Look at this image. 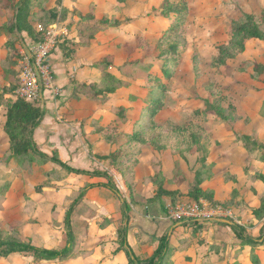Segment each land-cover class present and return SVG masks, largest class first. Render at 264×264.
<instances>
[{
    "label": "rangeland",
    "instance_id": "rangeland-1",
    "mask_svg": "<svg viewBox=\"0 0 264 264\" xmlns=\"http://www.w3.org/2000/svg\"><path fill=\"white\" fill-rule=\"evenodd\" d=\"M20 1L0 0V26L15 23ZM263 10L264 0H33L29 22L41 32L39 38L56 26L61 43H80L84 57L92 60L87 66L112 64L113 72L128 84L105 101L91 88L78 91L79 103L67 109L83 116L77 119L80 126L74 137L83 145L87 142L91 158L95 157L91 143L101 135L97 133L103 132L102 137L111 143L112 149L103 152L113 157L95 169L113 177L132 212L168 202L159 211L166 226L147 231L151 244L137 247L140 264L151 259L154 264H264V149L256 146H264V42H251L246 52L228 58L224 65L215 64L219 49L231 40L232 23L254 15L262 25ZM23 34H0L6 37L0 66L8 84L5 90L0 88V245L4 250L10 243L47 249L50 228L68 237L66 217L76 199L65 190L76 191L77 197L85 184L61 167L51 169L11 158L3 125L7 104L18 99L23 39L32 41ZM174 40L181 46L179 51L163 56ZM74 57L73 53L70 58ZM95 78H100L99 72ZM55 89L56 101L68 98ZM151 99L159 102L153 115L146 109ZM85 111L103 114V124L89 122L86 114H80ZM88 124L90 143L84 135ZM97 160L102 163L101 158ZM116 160L120 167L114 166ZM197 181L203 182L205 193L195 200ZM147 184L155 194L152 200L142 195ZM162 189L173 194L157 197ZM59 209L63 218L56 215ZM79 213L85 211L79 209ZM141 217L147 219L145 213ZM103 219L99 225L106 227ZM72 223L74 227V219ZM78 223L81 230L84 222L79 219ZM132 224L128 233L134 229ZM232 225L242 227L245 236L261 244L246 245ZM141 234L139 229L135 233L138 244ZM167 236L169 255L159 262L154 254L160 239ZM95 248L77 253L91 255L88 264L108 260L114 264L123 251L106 258L105 248ZM78 254L47 264H68ZM124 254L122 264H131ZM0 264H37V259L31 253H18L0 258Z\"/></svg>",
    "mask_w": 264,
    "mask_h": 264
},
{
    "label": "crops",
    "instance_id": "crops-1",
    "mask_svg": "<svg viewBox=\"0 0 264 264\" xmlns=\"http://www.w3.org/2000/svg\"><path fill=\"white\" fill-rule=\"evenodd\" d=\"M35 31H37V34L41 33L39 32V30H35ZM41 35H42L41 37L43 38V34ZM5 38L6 37L4 36L0 37V64L4 60V55H5L4 53H6V50L4 49V45L6 43ZM30 38L32 39L31 42H29V40L23 39L21 53L24 54V52L28 50L29 47L39 42V41L38 42L35 41L32 37ZM67 41L68 40H66V42ZM66 42L65 41L62 43L60 42L56 52L52 57V62L55 72V76H54V86L56 87L55 90L58 91L57 93L64 92V95H68V98H66V100L56 101L54 98L55 91L46 90L45 92H43L42 99L37 104H32L38 108H41L44 111V117L41 121V124L35 131L34 141L41 152L49 156H53L56 153L59 159L64 164H66L67 166L73 169L82 172H87L90 174L95 172L106 173L103 172V170L96 171L95 168H98V165L106 164L107 161L104 160H106L105 158L108 157L109 154H105L103 150L105 151L111 150L112 149V146L110 145L111 143L102 137L103 132L97 133L98 134L97 136H99L100 134L101 135L99 136V139L96 143H91V145L93 146L92 148L93 154L95 155V157L91 158L89 145L87 146V142L84 143L85 145H83L82 142L78 143V141L74 137L75 130L78 128V126H80V123H78L77 119L80 118L81 120L83 119V116H77V114H75L74 112L69 111L67 107H69V105H72L76 101L77 103H79L78 100L81 98V94H78V89H79L78 86H80L81 84H86V85L99 84L102 81L103 70H105L107 73L115 76L118 79H120L121 77L117 76L115 72H113L112 69L114 67L113 65H110L107 68H102L100 67L101 63L99 62L100 64L95 63L93 65L87 66L92 60H90L88 57H84L83 54L84 49L79 47L80 43L78 44V42L75 41L73 42L68 41L67 43ZM73 43H75V45ZM70 44L74 45V47L72 46L71 48H69L68 45ZM73 53L75 57L71 59L70 57L72 56ZM96 72H99L100 74L99 79L95 78ZM123 79L127 80L125 77H123ZM0 85H2L0 87L1 89L2 87L3 89L4 87H8L7 82L3 81L1 66H0ZM129 88L131 89V87ZM6 97L7 96L5 95V99ZM80 114H86L89 118V122L90 120H95L94 124L96 123L98 125L103 124L102 120H104L105 117V116L102 117L103 114L97 113L96 115L95 113L91 114L90 112L87 111L81 112ZM91 122L93 123V121ZM4 125H3V132H4ZM84 130H85L84 131L85 139L90 143L91 141H90L89 132L92 131V128L88 124L87 126H85ZM97 157L102 159V163H100V160H97ZM46 165L51 169L54 168L59 169L60 167L52 162L47 163ZM69 177H75L74 180L76 181H80L79 180L80 178L81 179L80 182L85 183L83 184L84 187L86 185L95 186L89 189L85 197L77 204H75V202L78 200L80 196V192L77 198L76 196H74L76 191L65 190V193L66 195L68 194V197H71L72 199H76L73 202L74 209L71 215L72 233L75 237L74 250L72 251L71 254L72 257L74 256V254L75 256L76 254H78L77 250L89 251L96 246L95 250L97 248L106 249L105 252L107 253V255L104 257L112 258L111 253L116 252L117 250L120 249V244L118 242L119 241L118 234L120 231L119 225L123 216L122 203L120 198L116 196L108 188L105 187L108 183V180L105 177L91 176V175H77L74 173H70ZM102 179L103 180L105 179L104 180L105 182H103ZM116 187L118 189V186ZM145 187L147 191L142 195L146 198V200L154 199L155 194L153 193V190H151L153 188H151L149 184H147ZM202 188L204 189V187ZM148 192L150 193L147 194ZM71 193L72 196H70ZM165 204H168V202L166 200H163L162 202H157V204H152L150 206H140L138 207L137 211L135 209V211L132 212L130 223L132 221V223L134 224H132L133 227L132 225L130 226L134 229H132V232L128 233L127 241L135 255L137 254V247L141 248L142 246L143 247L149 246L151 244L150 243L151 240H149V233L147 231L154 230V228H159V227L162 228L166 226V225L162 226L163 220L159 212L160 209ZM76 207L78 208V211ZM79 209L80 211H85L84 215L80 213L78 214ZM58 211L59 214L56 213V215L58 217L63 218V212H61L60 209ZM142 213H145L147 219H143L141 217ZM80 215H82V217L79 218ZM102 217L106 218V224H107L106 227H101L99 225L102 221H104V219L102 220ZM73 219L77 226L74 224L73 227V223H72ZM79 219H81V221L84 222V227L82 225L81 230L78 228ZM138 221L140 224H137ZM108 228L112 229V231ZM138 229L142 230V234L140 236L141 238L140 244H138L137 241L135 242V233L138 232ZM116 232H118L117 235ZM49 233L52 237H50L49 241L45 243V245L49 246V248L47 249L56 250L55 247H62L63 250L67 246L68 237H66L65 239L62 238L63 232L61 233L57 229L50 228ZM80 233H84L83 234L84 237L81 236ZM105 236L107 237L104 238ZM123 252L125 253V251L122 252L120 251L118 255L115 257L114 264H122L123 260L125 259L124 257L125 254ZM17 254H12L7 258H12ZM69 256H67V258H69ZM90 258L91 255L86 256L84 254H78L77 257L70 259L68 264H88ZM49 262H53V261L37 260V264H47ZM112 263L113 262H111L110 260L106 262V264H112Z\"/></svg>",
    "mask_w": 264,
    "mask_h": 264
},
{
    "label": "trees",
    "instance_id": "trees-1",
    "mask_svg": "<svg viewBox=\"0 0 264 264\" xmlns=\"http://www.w3.org/2000/svg\"><path fill=\"white\" fill-rule=\"evenodd\" d=\"M124 1L125 0H119V2ZM32 3L33 0H21L16 5L17 12L15 15V23H13L11 26H0V34H5L7 37H10L14 34L21 35L23 33H26L35 41H41L42 37L39 38L40 34H36L34 27L29 22V14L31 13ZM167 4L168 2L166 1L164 3L163 9L166 7ZM167 11L169 12V9ZM167 11L163 10L162 12L165 17H169ZM260 18H262L263 21L262 25L258 23V19H256L254 15H245L243 17V20L239 22L234 21L232 23V26L230 28L231 40L228 44L219 49V55L216 59L215 64L224 65V62L228 60V58L235 57L238 54L246 52L247 47L251 42H264V10L262 11ZM168 45L169 46L167 50L162 53L163 56L167 55L169 52H177L181 48L180 44L175 40L174 42L172 41ZM102 65L103 64L101 63L100 66ZM110 65L112 64H107L104 68H107ZM127 85V82H124L123 80H120L103 70V79L99 84H81L80 86H78V91L89 90L91 88V91L95 93L97 98L102 97V100L105 101L108 95L115 94L119 89ZM158 103L156 102V100L151 99L150 103L146 105V109L149 110V113H151L152 115L155 113L158 107ZM43 117L44 111L41 108H38L25 100L17 99L7 104V119L4 125V132L10 142L11 158L15 159V161L17 162H21L24 164L29 162L32 164L40 163L42 165H45L47 163L52 162L65 169L69 173H74L77 175L105 177L108 180V183L105 187L112 191L116 196H118L122 202L124 228L122 229V231L120 230L118 234L119 239L121 238L120 249L125 251L131 264H140L139 260L137 259L136 255L134 254L127 241L129 223L132 216V208L127 202V200L121 196L119 190L116 187V184L114 183L113 178L106 173L95 172L90 174L87 172H82L73 169L64 164L59 159L56 153L53 156H49L41 152L34 141V134L36 129L40 126ZM134 137L138 138L136 133ZM246 141L248 143H252L251 140L248 139V137L246 138ZM252 144L255 145L254 143ZM256 146L260 149H264V146H261L260 144H257ZM112 157L113 155L108 156L105 159L108 160ZM114 165L120 167L118 160H116V163ZM202 183L203 182L201 181L196 182L197 190L195 200H198V198L202 196L201 194L205 193V190L201 187ZM93 187L95 186L86 185L75 204L79 203L85 197L87 191ZM172 194L173 193L162 189L158 192L157 197H162L163 195L171 196ZM73 209L74 206H72L71 209L68 211L66 217V228L68 230V244L63 250L58 251L52 249L38 248L33 245L10 243L9 245H7V249L5 250L2 249L3 246L0 245V257L7 258L12 254L31 253L36 257L37 260L43 261L57 260L69 256L72 253L75 244V237L72 233L71 224V215L73 213ZM262 211L264 212V207L262 208ZM232 227L235 228L237 232L239 231L237 236L238 238L242 239V242H244L246 245L254 246L261 244L260 240L256 238L245 236L243 234L244 229L242 227L237 225H232ZM261 240H263L264 244V236L263 238H261ZM169 242L170 239L168 236L160 239V245L154 254V259L158 257L160 258L159 262H163L167 258V256L169 255ZM148 264H154V260L151 259Z\"/></svg>",
    "mask_w": 264,
    "mask_h": 264
},
{
    "label": "built area",
    "instance_id": "built-area-1",
    "mask_svg": "<svg viewBox=\"0 0 264 264\" xmlns=\"http://www.w3.org/2000/svg\"><path fill=\"white\" fill-rule=\"evenodd\" d=\"M42 34V40L24 52L17 77L16 96L31 104H37L43 92L55 87L52 57L60 44V32L52 26Z\"/></svg>",
    "mask_w": 264,
    "mask_h": 264
}]
</instances>
